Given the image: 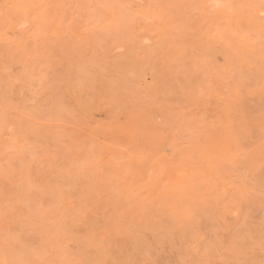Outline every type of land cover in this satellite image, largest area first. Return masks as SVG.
<instances>
[{
	"label": "rangeland",
	"instance_id": "1",
	"mask_svg": "<svg viewBox=\"0 0 264 264\" xmlns=\"http://www.w3.org/2000/svg\"><path fill=\"white\" fill-rule=\"evenodd\" d=\"M0 264H264V0H0Z\"/></svg>",
	"mask_w": 264,
	"mask_h": 264
},
{
	"label": "snow or ice",
	"instance_id": "2",
	"mask_svg": "<svg viewBox=\"0 0 264 264\" xmlns=\"http://www.w3.org/2000/svg\"><path fill=\"white\" fill-rule=\"evenodd\" d=\"M223 6H226V5H221L220 3H216L215 7L219 8V7H223Z\"/></svg>",
	"mask_w": 264,
	"mask_h": 264
}]
</instances>
